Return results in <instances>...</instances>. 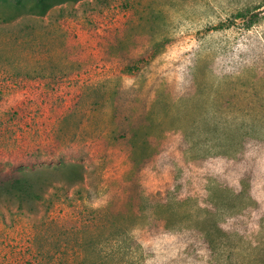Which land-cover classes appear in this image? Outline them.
Listing matches in <instances>:
<instances>
[{
	"label": "rangeland",
	"instance_id": "obj_1",
	"mask_svg": "<svg viewBox=\"0 0 264 264\" xmlns=\"http://www.w3.org/2000/svg\"><path fill=\"white\" fill-rule=\"evenodd\" d=\"M255 3L0 0V174L83 182L0 214V264L121 232L145 264H264V19L230 23Z\"/></svg>",
	"mask_w": 264,
	"mask_h": 264
},
{
	"label": "trees",
	"instance_id": "obj_2",
	"mask_svg": "<svg viewBox=\"0 0 264 264\" xmlns=\"http://www.w3.org/2000/svg\"><path fill=\"white\" fill-rule=\"evenodd\" d=\"M23 18H26L25 20L28 23L31 22L35 25L42 19L38 15L30 14H25ZM231 18L230 23H236L239 20L245 31H251L254 26L264 19V0H256L254 6H247L237 10ZM224 25L221 24L217 29H221ZM3 163L0 161V166ZM9 165L12 166L14 164L10 163ZM69 166L79 168L74 163H71ZM43 170L44 167L28 171L25 166L21 165L12 171L10 175L0 174V214L8 211L15 215H35L39 205L47 202L45 196L48 187L67 189V187L71 186L81 187L83 184L77 172L72 174L70 179L73 180L68 181L69 179L66 180L64 177L56 174L45 175L43 174ZM34 175L41 177L39 178L40 183H35L32 180ZM115 236V238L107 240L100 248L96 247L94 249V252L99 256L98 261L94 263L88 262L85 259L87 247L78 243V249L74 248L77 259L72 262L70 259H66L63 264H145L138 258L139 253L142 251V246L136 237L127 232H121ZM119 237H121V240H119Z\"/></svg>",
	"mask_w": 264,
	"mask_h": 264
}]
</instances>
